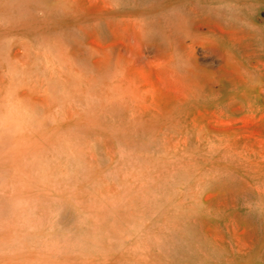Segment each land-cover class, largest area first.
<instances>
[{
    "label": "rangeland",
    "instance_id": "1",
    "mask_svg": "<svg viewBox=\"0 0 264 264\" xmlns=\"http://www.w3.org/2000/svg\"><path fill=\"white\" fill-rule=\"evenodd\" d=\"M0 264H264V0H0Z\"/></svg>",
    "mask_w": 264,
    "mask_h": 264
},
{
    "label": "bare ground",
    "instance_id": "2",
    "mask_svg": "<svg viewBox=\"0 0 264 264\" xmlns=\"http://www.w3.org/2000/svg\"><path fill=\"white\" fill-rule=\"evenodd\" d=\"M191 2V1H190ZM242 28V27H241Z\"/></svg>",
    "mask_w": 264,
    "mask_h": 264
}]
</instances>
